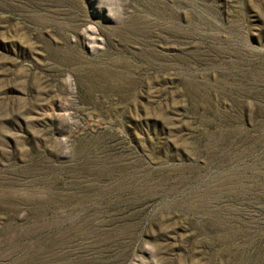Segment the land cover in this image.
Returning a JSON list of instances; mask_svg holds the SVG:
<instances>
[{
	"label": "rangeland",
	"instance_id": "374dc122",
	"mask_svg": "<svg viewBox=\"0 0 264 264\" xmlns=\"http://www.w3.org/2000/svg\"><path fill=\"white\" fill-rule=\"evenodd\" d=\"M0 264H264V0H0Z\"/></svg>",
	"mask_w": 264,
	"mask_h": 264
}]
</instances>
